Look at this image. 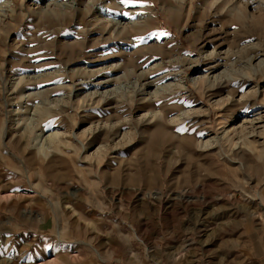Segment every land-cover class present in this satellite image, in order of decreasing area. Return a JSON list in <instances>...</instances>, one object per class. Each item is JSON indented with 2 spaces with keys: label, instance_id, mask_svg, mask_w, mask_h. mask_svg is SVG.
<instances>
[{
  "label": "rangeland",
  "instance_id": "rangeland-1",
  "mask_svg": "<svg viewBox=\"0 0 264 264\" xmlns=\"http://www.w3.org/2000/svg\"><path fill=\"white\" fill-rule=\"evenodd\" d=\"M0 264H264V0H0Z\"/></svg>",
  "mask_w": 264,
  "mask_h": 264
},
{
  "label": "bare ground",
  "instance_id": "bare-ground-1",
  "mask_svg": "<svg viewBox=\"0 0 264 264\" xmlns=\"http://www.w3.org/2000/svg\"><path fill=\"white\" fill-rule=\"evenodd\" d=\"M248 1H250V0H247V2ZM98 3V0H92V5H94V4H97ZM118 24V23H117ZM121 26V25H120ZM113 29H117L118 28V26H116L115 25V23L111 26ZM121 28V27H120ZM231 81V80H230ZM230 81H227V83H231ZM151 82L150 81H147L146 83H145V85H148V84H150ZM141 97H143V96H141ZM142 100H143V98H142ZM145 100V99H144ZM243 105V104H242ZM253 105H254V102H252V103H250L249 104V108H247V110H251V109H253ZM245 108V107H244Z\"/></svg>",
  "mask_w": 264,
  "mask_h": 264
},
{
  "label": "snow or ice",
  "instance_id": "snow-or-ice-1",
  "mask_svg": "<svg viewBox=\"0 0 264 264\" xmlns=\"http://www.w3.org/2000/svg\"><path fill=\"white\" fill-rule=\"evenodd\" d=\"M122 3H125V4H130V3H135V2H138V0H121ZM143 39V38H141Z\"/></svg>",
  "mask_w": 264,
  "mask_h": 264
}]
</instances>
